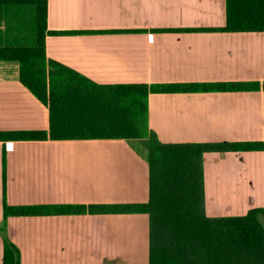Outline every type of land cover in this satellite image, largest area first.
Masks as SVG:
<instances>
[{
  "label": "crops",
  "instance_id": "0c3cea01",
  "mask_svg": "<svg viewBox=\"0 0 264 264\" xmlns=\"http://www.w3.org/2000/svg\"><path fill=\"white\" fill-rule=\"evenodd\" d=\"M25 10L32 19L31 6H0V47L21 45L11 20ZM224 26L225 0H47V32H83L45 37L46 57L79 80L70 109L56 111L54 126L83 133L0 141V225L3 165L9 206L146 203L147 162L127 135L111 132L118 103L110 98H124L128 85L264 82V32L167 31ZM147 105L148 127L163 144L264 143L262 90L153 93ZM49 128V108L20 83L18 63L0 61V133L48 135ZM5 143H12L10 151ZM202 175L206 217L264 208V151L205 153ZM4 236L21 264H147L149 257L146 214L48 210L7 218Z\"/></svg>",
  "mask_w": 264,
  "mask_h": 264
},
{
  "label": "trees",
  "instance_id": "16d2710c",
  "mask_svg": "<svg viewBox=\"0 0 264 264\" xmlns=\"http://www.w3.org/2000/svg\"><path fill=\"white\" fill-rule=\"evenodd\" d=\"M47 0H0V6L33 7L35 25L33 46L0 47V61H15L19 81L50 111V128L45 132L0 133V141L64 140L83 133L54 126L59 108L69 110L77 75L70 69L48 59L45 54L46 35L69 36L83 32H47ZM170 32H264V0H225V26L213 29H181ZM124 98L111 97L117 109L113 114L111 132L127 135L143 152L148 165L149 197L144 204L126 206H9L5 201L3 165V235L2 264H21L18 248L5 236L6 221L11 216H40L50 213L82 214L84 212L116 211L146 214L149 220V257L147 264H264V208H252L245 215L209 218L203 206L202 157L205 153L264 151L263 142L163 144L148 127L147 97L153 93L197 90L264 91V82L210 83L197 85H128ZM82 94L87 92L83 87ZM86 96H83L85 99ZM119 98V99H118ZM106 99V98H105ZM104 100H101L104 103ZM63 103L60 104V101ZM118 113V114H117ZM72 135V136H71ZM136 148V147H135ZM137 149V148H136ZM53 211V212H51Z\"/></svg>",
  "mask_w": 264,
  "mask_h": 264
},
{
  "label": "rangeland",
  "instance_id": "374dc122",
  "mask_svg": "<svg viewBox=\"0 0 264 264\" xmlns=\"http://www.w3.org/2000/svg\"><path fill=\"white\" fill-rule=\"evenodd\" d=\"M12 34L15 36L16 43L19 46H33L35 25L32 24L31 15L25 10L14 15L11 20ZM137 150L143 155V152L136 146Z\"/></svg>",
  "mask_w": 264,
  "mask_h": 264
},
{
  "label": "built area",
  "instance_id": "2783aa9c",
  "mask_svg": "<svg viewBox=\"0 0 264 264\" xmlns=\"http://www.w3.org/2000/svg\"><path fill=\"white\" fill-rule=\"evenodd\" d=\"M12 149V143H5V151H10Z\"/></svg>",
  "mask_w": 264,
  "mask_h": 264
}]
</instances>
